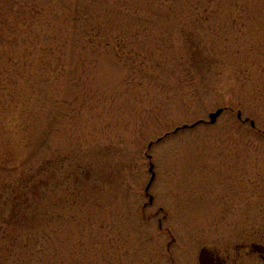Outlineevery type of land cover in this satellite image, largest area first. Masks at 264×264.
Masks as SVG:
<instances>
[{
  "label": "rangeland",
  "instance_id": "1",
  "mask_svg": "<svg viewBox=\"0 0 264 264\" xmlns=\"http://www.w3.org/2000/svg\"><path fill=\"white\" fill-rule=\"evenodd\" d=\"M263 133L264 0H0V186L52 158L54 209L84 211L50 224L52 264H261L241 245L264 240Z\"/></svg>",
  "mask_w": 264,
  "mask_h": 264
},
{
  "label": "trees",
  "instance_id": "2",
  "mask_svg": "<svg viewBox=\"0 0 264 264\" xmlns=\"http://www.w3.org/2000/svg\"><path fill=\"white\" fill-rule=\"evenodd\" d=\"M189 37V36H188ZM196 38L189 37L188 40ZM192 42V41H191ZM200 44L191 45L187 55L193 57V49H199L202 66L212 65L208 51L201 48ZM193 48V49H192ZM187 60V59H186ZM186 65H187V61ZM216 61V60H214ZM218 62V61H217ZM215 62V63H217ZM213 63V64H215ZM190 64V63H188ZM191 65V64H190ZM212 68V66H210ZM188 72L185 73V76ZM188 77V76H187ZM226 109H232L231 105H221ZM220 106V107H221ZM237 107L236 110H240ZM12 124V123H10ZM14 125V123H13ZM62 162L59 163L60 170ZM10 165V164H9ZM76 166L70 175L63 179V199L69 195L65 202H71V206H79L85 201L86 188L92 180V173L88 170L87 178H82L83 170ZM58 164L52 158H45L36 167L31 165L27 170L21 169L17 176H12L0 186V259L6 261L9 257L20 259L21 263L33 264L34 260H45V264H52L48 256L53 252L49 249L51 242L55 240L56 230H52L51 223L68 225L79 223L82 220L83 209L66 213L54 209V199L57 196L58 187L55 178ZM74 182L69 184L70 180ZM44 263V261H43Z\"/></svg>",
  "mask_w": 264,
  "mask_h": 264
},
{
  "label": "water",
  "instance_id": "3",
  "mask_svg": "<svg viewBox=\"0 0 264 264\" xmlns=\"http://www.w3.org/2000/svg\"><path fill=\"white\" fill-rule=\"evenodd\" d=\"M223 111H224L223 108L215 109L214 112H210V113L208 114V122H205V120H197L196 122L194 121V123H192L191 125H187V124L184 123V125H182V126H180V127H176L175 130H173L172 133H176V131H179V130H185V129H188V128H195V126H197V125H199V124H201V123L214 124L215 121H216L215 119H217L218 116H219ZM236 117H237L236 119H238V120H240V121H242V122H244V123H249V125H250L251 128H255V123H254L253 120H250V119L247 118V117H245L244 119H241V118H242L241 111H237V113H236ZM165 136H167V134H166ZM160 140H161V138H158V139L156 140V142H159ZM151 145H152V142H150V143L148 144V147H147V148L149 149V148L151 147ZM148 158H150V156H148ZM153 167H154V165H153L152 163H149V169H148V171H149V174H151V176H150V179H149V181H148V183H147V185H146V187H145V194H146V196H148V203H147V204H151L152 201H153V196L150 195V194H147L148 191H149V188H150V186H151V183L153 182V180H154V178H155V174H154V171H153ZM145 205H146V204H145Z\"/></svg>",
  "mask_w": 264,
  "mask_h": 264
},
{
  "label": "flooded vegetation",
  "instance_id": "4",
  "mask_svg": "<svg viewBox=\"0 0 264 264\" xmlns=\"http://www.w3.org/2000/svg\"><path fill=\"white\" fill-rule=\"evenodd\" d=\"M248 252L246 254H252L257 257L261 264H264V240L258 242H248L241 245ZM199 264H226V260L221 258L220 254L201 252L198 256Z\"/></svg>",
  "mask_w": 264,
  "mask_h": 264
}]
</instances>
